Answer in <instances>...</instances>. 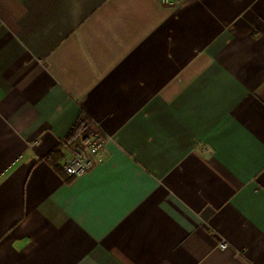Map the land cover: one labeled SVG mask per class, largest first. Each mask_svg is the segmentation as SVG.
<instances>
[{"label": "crops", "instance_id": "1", "mask_svg": "<svg viewBox=\"0 0 264 264\" xmlns=\"http://www.w3.org/2000/svg\"><path fill=\"white\" fill-rule=\"evenodd\" d=\"M0 264H264V0H0Z\"/></svg>", "mask_w": 264, "mask_h": 264}, {"label": "built area", "instance_id": "2", "mask_svg": "<svg viewBox=\"0 0 264 264\" xmlns=\"http://www.w3.org/2000/svg\"><path fill=\"white\" fill-rule=\"evenodd\" d=\"M161 2L166 6H178L183 0H161ZM108 140V137L96 130L83 150H71L68 144H64L69 151L63 166L65 174L69 177H78L104 162L108 157ZM220 247L226 249L227 244L221 243Z\"/></svg>", "mask_w": 264, "mask_h": 264}, {"label": "trees", "instance_id": "3", "mask_svg": "<svg viewBox=\"0 0 264 264\" xmlns=\"http://www.w3.org/2000/svg\"><path fill=\"white\" fill-rule=\"evenodd\" d=\"M95 131V128L90 123L86 124V118H81L70 133L67 141L76 149L83 150V143L88 142Z\"/></svg>", "mask_w": 264, "mask_h": 264}]
</instances>
